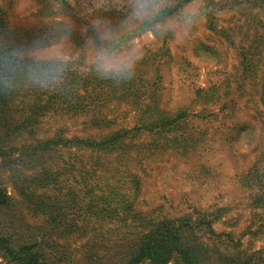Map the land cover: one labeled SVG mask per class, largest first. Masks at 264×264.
Listing matches in <instances>:
<instances>
[{
    "label": "rangeland",
    "instance_id": "374dc122",
    "mask_svg": "<svg viewBox=\"0 0 264 264\" xmlns=\"http://www.w3.org/2000/svg\"><path fill=\"white\" fill-rule=\"evenodd\" d=\"M128 3L0 0V43L26 52L67 28L79 53L55 89L21 77L0 101V244L46 264H124L161 223L190 220L214 264H264V0H204L189 34L155 37L119 29ZM98 19L121 51L142 47L131 81L89 71Z\"/></svg>",
    "mask_w": 264,
    "mask_h": 264
},
{
    "label": "clouds",
    "instance_id": "9594fccd",
    "mask_svg": "<svg viewBox=\"0 0 264 264\" xmlns=\"http://www.w3.org/2000/svg\"><path fill=\"white\" fill-rule=\"evenodd\" d=\"M129 0L128 16L119 29L126 30L133 24L151 25L153 36L172 33L187 35L199 23L204 0ZM171 9L175 12L169 15ZM94 35L85 42L86 64L98 79L113 81L116 85L131 81L144 58L141 46L121 51L118 48V30L103 20L92 24ZM70 36V29H63L60 39L55 34L33 42L23 51L9 42L0 43V89L14 90L21 77L40 89H55L63 84L66 73L79 53L69 55L63 48V41Z\"/></svg>",
    "mask_w": 264,
    "mask_h": 264
},
{
    "label": "trees",
    "instance_id": "16d2710c",
    "mask_svg": "<svg viewBox=\"0 0 264 264\" xmlns=\"http://www.w3.org/2000/svg\"><path fill=\"white\" fill-rule=\"evenodd\" d=\"M5 91L0 89V101ZM7 203L6 192L0 187V206ZM194 233L190 220H183L178 224L161 223L153 231L139 239L136 247L126 257L124 264H136L148 259L156 264H214V251ZM3 255L22 264H46L41 262L30 250L14 251L6 244H0ZM216 264H226L221 258Z\"/></svg>",
    "mask_w": 264,
    "mask_h": 264
}]
</instances>
